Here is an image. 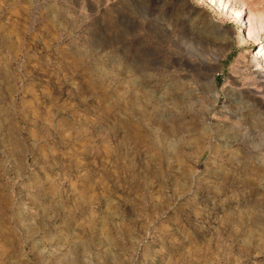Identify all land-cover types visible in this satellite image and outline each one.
Wrapping results in <instances>:
<instances>
[{
  "label": "rangeland",
  "instance_id": "obj_1",
  "mask_svg": "<svg viewBox=\"0 0 264 264\" xmlns=\"http://www.w3.org/2000/svg\"><path fill=\"white\" fill-rule=\"evenodd\" d=\"M238 26L205 0H0V264H264Z\"/></svg>",
  "mask_w": 264,
  "mask_h": 264
},
{
  "label": "bare ground",
  "instance_id": "obj_2",
  "mask_svg": "<svg viewBox=\"0 0 264 264\" xmlns=\"http://www.w3.org/2000/svg\"><path fill=\"white\" fill-rule=\"evenodd\" d=\"M205 1H208L211 7L219 10L221 13L223 12L229 14L231 21L239 24L238 31L242 33L243 40H245L246 42L249 39L260 40L259 42L261 43V45H259L258 49L252 51V58L254 59L255 57H257V55H260L261 61L262 63H264V14L259 10L249 9L245 2L242 1L239 2L237 6H235V0ZM246 21L248 24L245 23ZM260 70L264 71V68L263 70L262 68ZM216 92L217 91L215 90L214 93Z\"/></svg>",
  "mask_w": 264,
  "mask_h": 264
},
{
  "label": "built area",
  "instance_id": "obj_3",
  "mask_svg": "<svg viewBox=\"0 0 264 264\" xmlns=\"http://www.w3.org/2000/svg\"><path fill=\"white\" fill-rule=\"evenodd\" d=\"M254 59H255L256 62H257V61H258V62L261 61L260 55H257V57H255Z\"/></svg>",
  "mask_w": 264,
  "mask_h": 264
}]
</instances>
